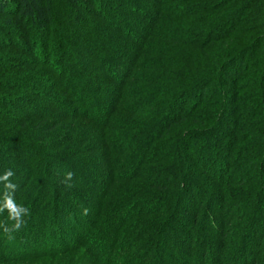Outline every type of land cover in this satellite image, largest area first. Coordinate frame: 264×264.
I'll return each instance as SVG.
<instances>
[{
	"label": "trees",
	"instance_id": "1",
	"mask_svg": "<svg viewBox=\"0 0 264 264\" xmlns=\"http://www.w3.org/2000/svg\"><path fill=\"white\" fill-rule=\"evenodd\" d=\"M138 1L147 3L150 26L133 43L118 26L114 46L105 47L115 53L117 75L107 74L115 86L89 91L74 79L61 86L66 73L47 80L50 53L36 56L33 42L48 39L54 23L51 1L0 0V144L25 147L38 166L42 162L47 178L35 196H52L55 208L42 237V230L32 229L8 239L1 229L0 242L7 245L1 258L11 252V264L68 254L74 248L13 256L22 236L44 246L63 238L67 226L69 235L72 220L80 219L73 213L78 204L107 199L104 187L116 181L122 182L120 193L103 216L91 220L99 224L88 249L92 257L84 254L88 260L76 264H97L99 255L109 264H264V0ZM66 2L75 12L85 4L93 10L89 0ZM44 81L52 84L50 95L33 87ZM93 90L96 95L88 97ZM104 93L108 97L101 99ZM27 98L69 107L60 117L51 108L35 113L24 103L12 107ZM97 102L110 107L105 119H79L80 110L88 115ZM39 132L56 135L46 146L56 155L33 140ZM225 147L221 167L223 160L212 158ZM64 148L83 165L77 173L72 163L62 162L73 173L72 187L50 183ZM209 167L224 174H209ZM180 218L182 233L175 240L183 249L166 263L161 246L173 239L172 225Z\"/></svg>",
	"mask_w": 264,
	"mask_h": 264
},
{
	"label": "rangeland",
	"instance_id": "2",
	"mask_svg": "<svg viewBox=\"0 0 264 264\" xmlns=\"http://www.w3.org/2000/svg\"><path fill=\"white\" fill-rule=\"evenodd\" d=\"M50 1L54 13V23L52 27L49 28L50 37L48 39L44 37L38 38L35 40V42H33V45L36 43L35 49L37 50V57L43 58V56L45 57L46 54L50 53V62L44 68V71L49 73L46 79H50L51 77H53V74H58L59 72L66 73L65 81L64 83L60 84L61 86L66 85L69 79H74L80 81V83H84L85 85H87L89 91L90 88L97 89L101 87H105L108 88V90H111L115 86V82L109 80L107 78V74L113 76L117 75L116 69L111 63V60L115 53L114 51H112V49H106L105 47H107L108 43H110L112 47L114 46V41L115 39L117 40L118 37L116 35L118 26H123V33L127 31L130 33L132 38L127 39L129 43H133L134 40L142 37V29L149 27L152 19L151 16H148V7L146 8L145 6L147 5V3L138 0H89L90 4L93 5L92 11L87 8L85 4L82 5V8L79 11L75 12L68 5L66 0ZM105 21L110 22V26L105 25ZM109 32L114 35V38H107L106 34ZM14 40L15 39H13V41ZM54 83H56V81ZM33 87L36 88L35 91H40L36 93H41L42 91H44V95H50L49 92L52 91V84L48 81H44L42 83L34 82ZM76 89L77 86L75 85V83L70 85L71 91H75ZM53 91L55 94V90ZM56 92L59 91L56 90ZM89 94L90 96L88 97L96 95L95 91L94 93L91 92ZM105 97H108L107 93L101 94L100 98L105 99ZM20 103H24L28 109L30 108L35 113H41L44 110L51 108V115L53 117H60L63 114V111L65 109H68L67 107H69L68 104H64L63 101H60L55 105L48 104L47 100L44 98L23 99V101L20 102L16 101V103L13 104L12 107H20ZM109 110V105H104L97 102L96 105L91 107L90 113L88 115H85V110H80L79 119H82L84 122L89 121L88 119L92 118L93 120V118L97 117L105 119V116L108 114V112H110ZM7 112L8 115L13 117V114L9 110ZM115 119H120L119 115ZM37 134L38 136L33 140L40 143V145H43L45 152H48L50 154L53 153L56 155L57 152H54L55 150L46 147L54 143L56 135L50 136L48 133L43 132H39ZM227 139L228 137L223 140L222 145H226ZM57 141L61 145H66L65 143H62V140ZM71 149H73L74 151L76 147L73 146ZM225 152L226 147L219 149L215 152V154L213 155L214 158L212 159H215V162L219 164V161L222 162ZM30 155H32V152H28L27 150H25V147H22L20 145L14 146L12 144H0V175H2L6 169H11L15 173V175L10 179L12 182L18 185L17 191L15 193V198H17L16 202L18 204L24 205L30 210V215L25 217L26 223L20 229V231L30 234L29 232H31L32 229L33 231L35 229L34 233L42 230L41 236H39L42 237V234L44 235L47 233V231L44 229L46 227L48 218H53V213L55 211L54 201L51 198L52 196L47 197V199L43 197L37 198L35 196L38 186L44 183V178H47V173L46 170H44L42 167V162L38 166V161L36 160L35 156L30 157ZM58 157L59 162H55V170L53 171L54 174L50 180L51 185L57 183L63 184L61 181L64 179L65 173H67L69 170L66 164L62 163L64 159L65 161H67V164H73L74 168L77 170V173H79V170L83 168V165H80L77 161H75V159L73 160V157L67 153V149L65 148L58 152ZM78 159H80V157ZM225 163L226 162H224L223 160V164H220L221 167ZM215 169L209 167L207 171H209V174H224L223 169L220 170L219 167ZM56 172L61 173L63 176L60 174L62 177L57 178ZM79 176L80 174L78 175V177ZM78 179L79 178H76V180L74 181L77 182L79 181ZM121 185L122 182L119 181L114 182L109 187H107L108 185H105L104 188H106L108 192L107 199L96 197L90 199V202L88 201V203H83L82 205L78 204V212L73 210V213L75 215H79L80 219L76 217L77 219L72 220L73 226L70 227H72L73 231L69 230V235L67 231L69 226H67V228H64L66 230V233L63 235V238L62 236H59L58 239L55 240L54 244H44V246L41 243L37 246V244L33 241L34 237L28 238V236H25V238L23 239L22 236L23 245L22 247H19L18 251L16 250V253H13V256L17 255L19 252L24 251H38V253L40 251V253L43 254L44 252L64 251L67 247L74 248L70 252H68V254H59L56 256L50 255L44 256L42 258L31 256L24 262L15 264H76L77 261L85 263L88 260V257L89 259L92 257L88 249L90 248L89 245L91 246V244L93 243V239L91 238L92 234L96 231L99 225H94L91 220L94 217L103 216L107 209V205L114 199V197H116L120 193L119 187ZM208 185L209 186H205L206 190H209V194L213 193V185H211L210 182ZM3 191V185L0 184V198H2ZM193 191L194 196L198 195V198L202 196V194H200L201 192L198 189ZM215 205L219 207L220 204ZM68 207L70 208V210L74 208L73 205H69ZM84 209L88 210L87 214H84ZM182 220L183 218H180L172 225L171 230L174 234L173 239L167 240L168 243L161 246V251L165 256L164 261L166 263L171 262V256L174 255L176 251L178 252L183 249L178 246V240H175L176 237L182 233L180 229L182 227ZM7 221V210H5L4 213H0V223H6ZM84 222H87L86 225L88 227L82 226L80 224ZM1 229L2 228H0V234L2 232ZM210 238L211 236L209 235V239ZM24 242H30L32 243V245L24 246ZM100 245L101 243L99 244V246ZM4 246L7 245L0 242V264H11L10 262L12 261H8L11 260L8 259L10 254H12L11 252H7V254L4 256L5 259L1 258V251ZM84 254H87L88 257H86ZM104 257V255H99L98 258L95 259V262L97 264L98 262L99 264H109L108 262H105L107 260V257H105L106 260L104 259ZM171 264L176 263L171 262Z\"/></svg>",
	"mask_w": 264,
	"mask_h": 264
},
{
	"label": "clouds",
	"instance_id": "3",
	"mask_svg": "<svg viewBox=\"0 0 264 264\" xmlns=\"http://www.w3.org/2000/svg\"><path fill=\"white\" fill-rule=\"evenodd\" d=\"M15 173L11 169H6L2 175H0V184L3 185L4 191L2 198H0V213H4L7 210V220L11 223H0V228L3 229L4 234L8 239H13V234L18 232L26 223L25 217L30 215V210L22 204H18L15 199V193L18 185L11 181ZM73 179V173H65L64 179L61 181L67 187H72L70 183ZM88 210L84 209V214H87Z\"/></svg>",
	"mask_w": 264,
	"mask_h": 264
}]
</instances>
